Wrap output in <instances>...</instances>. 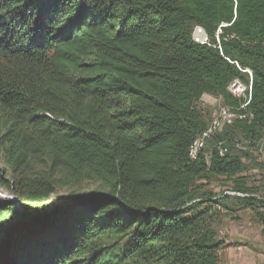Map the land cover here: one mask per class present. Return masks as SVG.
Here are the masks:
<instances>
[{
    "label": "trees",
    "instance_id": "1",
    "mask_svg": "<svg viewBox=\"0 0 264 264\" xmlns=\"http://www.w3.org/2000/svg\"><path fill=\"white\" fill-rule=\"evenodd\" d=\"M235 62L253 120L193 160L203 96L237 106L229 83L250 81ZM237 134L264 143V0H0V188L16 199L0 201V264H221L217 206L264 233ZM218 177L249 196L215 199Z\"/></svg>",
    "mask_w": 264,
    "mask_h": 264
},
{
    "label": "rangeland",
    "instance_id": "2",
    "mask_svg": "<svg viewBox=\"0 0 264 264\" xmlns=\"http://www.w3.org/2000/svg\"><path fill=\"white\" fill-rule=\"evenodd\" d=\"M223 104L220 97L205 94L201 100L200 107L208 120L215 108ZM240 141V146L234 150L243 155V162L247 167L248 184L258 189L257 195L264 199V143L259 142L251 145L250 141L241 134L234 135ZM228 140V138H227ZM231 143V142H229ZM212 148V144H209ZM93 185L84 188L83 192L92 190ZM233 188L232 181L224 177L214 178L206 189L216 195L215 199L222 198L226 191ZM3 194L11 192L6 188H0ZM70 189H58L56 196L71 198L79 195V192H72ZM82 192V193H83ZM232 197V195H230ZM0 199H3L0 197ZM9 199L16 200L10 195ZM4 200V199H3ZM1 201V200H0ZM227 205L232 209L228 210L223 206H217L212 218V225L218 233V239L225 243L221 253V264H264V233L262 225L258 222L255 214L230 199Z\"/></svg>",
    "mask_w": 264,
    "mask_h": 264
},
{
    "label": "built area",
    "instance_id": "3",
    "mask_svg": "<svg viewBox=\"0 0 264 264\" xmlns=\"http://www.w3.org/2000/svg\"><path fill=\"white\" fill-rule=\"evenodd\" d=\"M229 23H222L216 33L217 47L221 49L219 36L222 33V27L229 26ZM193 40L200 44L211 45V39L206 31V29L201 25H196L193 29L192 34ZM238 68L249 75V83L247 84L243 79L236 78L231 81L227 87V90L233 95L235 98L239 100L237 106H229L224 103L219 107L215 108L212 112L210 120L208 121L206 127L198 134V136L193 140L190 148L189 155L193 160L199 158L201 151L209 148V144H212V149L218 150L220 156H225L228 152V148L225 146L226 141L224 140H216L215 137L222 133L226 127L232 125L237 119L251 122L253 120V113L249 109V105L252 99V82H253V74L250 68L242 69L237 62H235ZM222 99V97H220ZM223 100V99H222ZM239 147L240 144H237ZM207 161L210 162V157L207 155ZM1 190V189H0ZM226 195L245 197L249 196L248 194H243L241 192L234 191L230 189L225 192ZM10 195L5 193L3 194L0 191V197L4 200L9 199ZM0 199V200H3Z\"/></svg>",
    "mask_w": 264,
    "mask_h": 264
},
{
    "label": "water",
    "instance_id": "4",
    "mask_svg": "<svg viewBox=\"0 0 264 264\" xmlns=\"http://www.w3.org/2000/svg\"><path fill=\"white\" fill-rule=\"evenodd\" d=\"M85 197H82V198H80V199H78L77 201H75V203H86L87 202V200L86 199H84ZM67 202L65 203V205H69V203L71 202V200L69 199V198H67V199H65Z\"/></svg>",
    "mask_w": 264,
    "mask_h": 264
}]
</instances>
